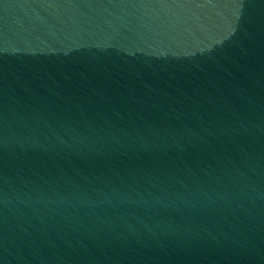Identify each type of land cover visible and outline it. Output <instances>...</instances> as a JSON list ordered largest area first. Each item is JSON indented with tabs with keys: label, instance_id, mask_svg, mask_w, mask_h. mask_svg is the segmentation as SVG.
I'll use <instances>...</instances> for the list:
<instances>
[{
	"label": "water",
	"instance_id": "95a60500",
	"mask_svg": "<svg viewBox=\"0 0 264 264\" xmlns=\"http://www.w3.org/2000/svg\"><path fill=\"white\" fill-rule=\"evenodd\" d=\"M0 264H264V0H0Z\"/></svg>",
	"mask_w": 264,
	"mask_h": 264
}]
</instances>
